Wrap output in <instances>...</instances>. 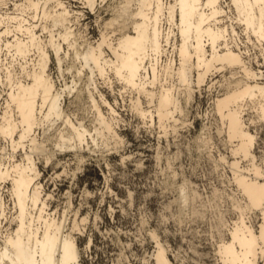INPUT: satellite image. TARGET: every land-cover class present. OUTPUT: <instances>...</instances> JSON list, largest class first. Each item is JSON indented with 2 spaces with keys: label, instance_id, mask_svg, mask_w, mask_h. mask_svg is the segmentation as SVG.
<instances>
[{
  "label": "clouds",
  "instance_id": "clouds-1",
  "mask_svg": "<svg viewBox=\"0 0 264 264\" xmlns=\"http://www.w3.org/2000/svg\"><path fill=\"white\" fill-rule=\"evenodd\" d=\"M261 61L264 0H0V264H264Z\"/></svg>",
  "mask_w": 264,
  "mask_h": 264
},
{
  "label": "rangeland",
  "instance_id": "rangeland-1",
  "mask_svg": "<svg viewBox=\"0 0 264 264\" xmlns=\"http://www.w3.org/2000/svg\"><path fill=\"white\" fill-rule=\"evenodd\" d=\"M76 10H83L81 7H77L76 8ZM86 11V10H85ZM86 15H90V13H87L86 12ZM261 63H264V61H261ZM253 68H254V70H259V71H262V72H264V68H259V66L258 65H253ZM97 175H98V172H97V170H95V169H93V170H91V171H89L88 172V174L86 175V176H84V177H81V178H79V183H80V186L81 187H83V182L84 181H88L89 182V185H90V187H91V179L93 178V177H97ZM66 188H67V184H64L62 187H61V191H63V190H66ZM75 194V193H74ZM106 207V206H105Z\"/></svg>",
  "mask_w": 264,
  "mask_h": 264
}]
</instances>
